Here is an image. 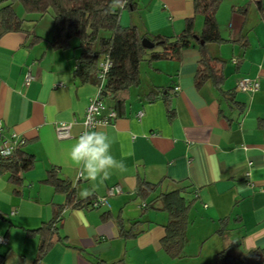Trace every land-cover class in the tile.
Listing matches in <instances>:
<instances>
[{"label":"crops","instance_id":"crops-1","mask_svg":"<svg viewBox=\"0 0 264 264\" xmlns=\"http://www.w3.org/2000/svg\"><path fill=\"white\" fill-rule=\"evenodd\" d=\"M259 1L264 8L263 0H225L217 13L221 37L230 41L208 46L225 64L220 88L212 82L196 87L201 54L192 45L180 59L143 62L138 86L105 97L102 115L117 109L118 118L94 130L107 134L111 155L124 170L112 169L107 179L95 181L80 177L67 153L85 130L90 100L100 88L74 76L78 49H52V18L35 20L14 5L25 31L0 37V123L6 135L16 134L24 142L23 150L36 163L20 188L8 174H0V214L5 218H0V238L7 239L0 255H7L9 264H33L40 239L27 237L26 231L52 221L66 204V195L45 183L52 170L74 186L79 200L104 197L116 186L122 193L97 209L64 210L57 225L61 240L43 264H215L217 254L232 243L243 254L264 251V12ZM244 7L249 10L243 12ZM189 19L200 36L205 19L196 13L194 0H138V8L124 11L120 23L135 26L141 35L173 38ZM37 37L42 42L35 43ZM242 37L245 49L236 43ZM28 74L33 81L26 86ZM245 78L259 79V91H237V81ZM160 89L176 92L172 118L162 98L146 99ZM62 123L69 126L66 138L58 135ZM139 178L162 182L160 192L190 187L191 198L197 199L181 258H171L162 248L168 214L143 212L136 195ZM118 218L127 230L141 221L143 232L121 237ZM222 224L225 231L219 235Z\"/></svg>","mask_w":264,"mask_h":264},{"label":"trees","instance_id":"trees-1","mask_svg":"<svg viewBox=\"0 0 264 264\" xmlns=\"http://www.w3.org/2000/svg\"><path fill=\"white\" fill-rule=\"evenodd\" d=\"M225 0H194L195 11L205 19L204 29L200 36L194 31V20L186 22L184 31L176 37L161 35H141L135 26L123 27L121 15L126 10L138 8V0H5L0 9V37L9 32H24V21L18 17L14 5L22 6L24 12L35 16V20L50 16L53 20L52 36L48 41L52 49L67 51L78 49L80 55L74 76L83 84H93L101 88L104 99L107 95L114 98L118 94L130 90L140 84V66L143 62L153 64L155 61L180 59L184 50L197 45L201 54L198 70L195 76L197 88L212 82L216 87L225 81L224 62L214 58L208 49L210 44L222 45L229 43L221 37L217 13ZM261 12H264L260 1ZM248 8L244 7L243 12ZM147 40V43L144 42ZM35 43L42 42L34 38ZM239 43L247 47L245 37ZM109 61L111 67L103 75L101 65ZM159 93V95H158ZM176 92L170 89H160L151 92L146 99L154 102L162 98L167 105L168 115L175 113L171 109V100ZM230 98L231 93H227ZM117 112L118 110L115 109ZM24 142L20 143L9 156L0 154V174L9 175V181L16 187L23 185V175L35 166L34 156L23 150ZM1 150V149H0ZM1 153V151H0ZM57 193L66 195V204L55 211L52 221L43 224L37 230H27V237L40 239L38 254L33 264H43V259L52 247L61 240L57 225L66 209L89 208L96 198L79 200L74 186L61 179L52 170L46 180ZM162 182L150 183L139 178L136 190L137 198L143 205V212L148 210L165 212L169 216L165 226V236L161 241L163 250L171 258H181L187 243V231L190 226V213L197 203L191 198L190 187H181L171 192H160ZM19 195L18 190L15 191ZM0 218H5L0 214ZM104 218H108L105 215ZM120 235L126 239L140 235L142 222L131 223L127 230L122 219L118 218ZM225 224L218 230L222 235ZM0 264H9L7 255H0ZM215 264H264V251L256 250L243 254L238 244L232 243L218 253Z\"/></svg>","mask_w":264,"mask_h":264},{"label":"built area","instance_id":"built-area-1","mask_svg":"<svg viewBox=\"0 0 264 264\" xmlns=\"http://www.w3.org/2000/svg\"><path fill=\"white\" fill-rule=\"evenodd\" d=\"M111 67V64L109 61L104 62L101 65V68L103 69V75L107 73L108 69ZM33 81V78L30 74L26 77V86H28ZM236 89L239 92L247 93V94H254L260 89V80L259 79H241L237 81ZM175 90L178 92L180 90V87H176ZM106 108L105 106V99L104 96L100 93L93 97L90 100V104L88 106L87 112H86V118L84 122L85 129L92 131L97 126L101 124H108L109 121L116 120L118 118L117 112L114 110H111L107 115L103 116L102 111ZM139 117L142 116V114L138 115ZM58 135L60 138H66L69 136V126L62 123L59 124L58 128ZM20 143V138L16 134H12L10 136L6 135L4 126L0 123V151L1 153H5L7 151L12 152L16 149L18 144ZM10 154V155H11ZM3 156H9V155H3ZM122 193V190L120 187H112L110 188L106 196L101 198H96L93 202L91 207L94 209L107 206L109 204V200L119 194ZM7 239L6 238H0V244H6Z\"/></svg>","mask_w":264,"mask_h":264},{"label":"clouds","instance_id":"clouds-1","mask_svg":"<svg viewBox=\"0 0 264 264\" xmlns=\"http://www.w3.org/2000/svg\"><path fill=\"white\" fill-rule=\"evenodd\" d=\"M110 149L111 141L104 131L85 129L70 146L67 157L72 166L79 169L80 177L92 181L98 177L107 179L112 169L124 170L123 163L111 155ZM0 154L10 155L11 151Z\"/></svg>","mask_w":264,"mask_h":264},{"label":"rangeland","instance_id":"rangeland-1","mask_svg":"<svg viewBox=\"0 0 264 264\" xmlns=\"http://www.w3.org/2000/svg\"><path fill=\"white\" fill-rule=\"evenodd\" d=\"M264 1V0H263ZM248 8V7H247ZM249 10V9H248ZM51 19V17L50 16H45L44 18H43V20L44 21H48V20H50ZM51 21V20H50Z\"/></svg>","mask_w":264,"mask_h":264},{"label":"water","instance_id":"water-1","mask_svg":"<svg viewBox=\"0 0 264 264\" xmlns=\"http://www.w3.org/2000/svg\"><path fill=\"white\" fill-rule=\"evenodd\" d=\"M145 43H147V40H144Z\"/></svg>","mask_w":264,"mask_h":264}]
</instances>
